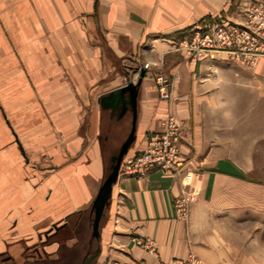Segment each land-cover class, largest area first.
<instances>
[{
	"label": "crops",
	"instance_id": "obj_1",
	"mask_svg": "<svg viewBox=\"0 0 264 264\" xmlns=\"http://www.w3.org/2000/svg\"><path fill=\"white\" fill-rule=\"evenodd\" d=\"M231 1L0 0V263L83 264L98 250L90 264H166L189 254L225 264L208 245L199 201L186 222L174 217L178 184L168 174L118 177L98 238L91 206L132 120L99 98L148 65L127 155L141 151L167 112L149 78L150 63L161 74V41L228 13ZM191 187L199 189L195 175ZM145 240L153 251L138 244Z\"/></svg>",
	"mask_w": 264,
	"mask_h": 264
},
{
	"label": "rangeland",
	"instance_id": "obj_2",
	"mask_svg": "<svg viewBox=\"0 0 264 264\" xmlns=\"http://www.w3.org/2000/svg\"><path fill=\"white\" fill-rule=\"evenodd\" d=\"M255 5L264 7V0H232L228 13L164 36L161 74L149 64L159 98V75L169 95L160 98L165 118L171 114L187 127L199 188L190 209L200 202L208 245L225 264H264V55H249L234 34L232 49L213 52L191 30L204 24L240 26L245 9ZM104 164L108 174L111 163Z\"/></svg>",
	"mask_w": 264,
	"mask_h": 264
},
{
	"label": "built area",
	"instance_id": "obj_3",
	"mask_svg": "<svg viewBox=\"0 0 264 264\" xmlns=\"http://www.w3.org/2000/svg\"><path fill=\"white\" fill-rule=\"evenodd\" d=\"M245 22L239 25L204 24L194 27V38L201 37L202 46L213 52L232 49L235 42L229 39L233 34L236 43H244V48L251 56L264 55V7L250 6L245 9ZM228 24V23H226ZM145 71L148 65L142 67ZM160 98L168 99L161 84V75L156 77ZM189 135L185 126L173 115L168 114L161 123V130L145 136L144 146L134 155H125L120 164L118 177L145 179L154 171L163 172L178 184V194L173 197L174 217L186 222L190 206L196 194L191 187L194 170L189 157ZM191 143V142H190ZM145 249L153 251L154 245L149 240L139 242ZM166 264H205L195 255L189 254L184 259H173Z\"/></svg>",
	"mask_w": 264,
	"mask_h": 264
},
{
	"label": "water",
	"instance_id": "obj_4",
	"mask_svg": "<svg viewBox=\"0 0 264 264\" xmlns=\"http://www.w3.org/2000/svg\"><path fill=\"white\" fill-rule=\"evenodd\" d=\"M139 76L135 82L128 80L127 83L107 95L101 96L98 103L102 109H110L112 112H118V117H121L126 111H129L132 116L131 128L128 136L122 143L117 154L110 159L109 173L103 180L97 195L92 203L91 210L93 212L92 221V236L99 237L98 226L103 216L104 209L109 206L112 194V187L116 184L118 179V172L123 157L127 154L130 146L135 139L136 118H137V102L139 98V88L142 79L145 75L143 68H138ZM96 252L89 258L84 260L83 264H90L95 258Z\"/></svg>",
	"mask_w": 264,
	"mask_h": 264
},
{
	"label": "flooded vegetation",
	"instance_id": "obj_5",
	"mask_svg": "<svg viewBox=\"0 0 264 264\" xmlns=\"http://www.w3.org/2000/svg\"><path fill=\"white\" fill-rule=\"evenodd\" d=\"M123 126L126 127V124H124V125L123 124L122 125L120 124V127L117 130H122ZM0 264H2V263H0Z\"/></svg>",
	"mask_w": 264,
	"mask_h": 264
}]
</instances>
